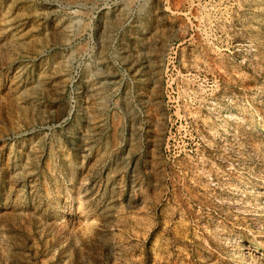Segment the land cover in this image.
Instances as JSON below:
<instances>
[{
  "label": "rangeland",
  "instance_id": "rangeland-1",
  "mask_svg": "<svg viewBox=\"0 0 264 264\" xmlns=\"http://www.w3.org/2000/svg\"><path fill=\"white\" fill-rule=\"evenodd\" d=\"M0 264H264V0H0Z\"/></svg>",
  "mask_w": 264,
  "mask_h": 264
}]
</instances>
